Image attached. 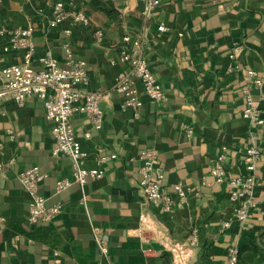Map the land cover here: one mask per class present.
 Returning a JSON list of instances; mask_svg holds the SVG:
<instances>
[{
	"label": "crops",
	"instance_id": "obj_1",
	"mask_svg": "<svg viewBox=\"0 0 264 264\" xmlns=\"http://www.w3.org/2000/svg\"><path fill=\"white\" fill-rule=\"evenodd\" d=\"M60 1L71 11L81 9L88 21L69 17L51 26L52 8L44 0H2L0 29L32 25L31 63L37 70L49 51L63 62L67 47L87 61V89L101 93L104 122L101 129H92L88 117L76 112L75 131L90 153L87 167L96 166L97 144L116 157L105 164L103 176L83 188L73 182L57 191L58 179L72 178V162L53 154L52 123L43 99L30 98L24 106L6 101L0 114V162L5 164L0 172V264H172L170 251L157 239H148L142 229L146 209L172 241L186 245L197 238L190 249L192 264H230L231 245L239 248L236 264H262L264 113L261 157L255 167L263 185L256 188L258 209L250 225L234 218L228 187L213 182L210 172L223 144L229 147L228 171L246 172L240 149L248 130L242 86L248 69L264 78V0H161L150 17L143 14V0H78L76 7L71 0ZM161 22L167 30L158 29ZM125 35L143 40L144 55L168 95L156 101L143 93L138 116L121 107L123 99L115 88L118 74L130 65L120 56L133 46L123 40ZM8 39L0 34V67L24 59L22 49L4 48ZM236 46L241 69L228 71ZM263 91L264 80L253 91L264 110ZM89 129L92 135L86 137ZM148 146L159 151L166 184L201 185L202 195L188 194L184 202L175 196L177 203L169 213H159L158 205L147 203L139 184L138 155ZM33 165L46 174L40 189L47 204L62 207L50 221L28 220L32 197L19 173ZM225 220L231 223L227 228L222 226ZM92 224L105 230L110 242L105 255L93 238Z\"/></svg>",
	"mask_w": 264,
	"mask_h": 264
},
{
	"label": "built area",
	"instance_id": "obj_2",
	"mask_svg": "<svg viewBox=\"0 0 264 264\" xmlns=\"http://www.w3.org/2000/svg\"><path fill=\"white\" fill-rule=\"evenodd\" d=\"M52 8L51 26H58L69 17L75 21H88L87 15L81 9L69 10L63 1L44 0ZM2 0H0V3ZM78 0H71L70 4L76 7ZM161 0H143V14L146 17L152 16L153 12L160 5ZM160 31L167 30L165 23L158 25ZM70 34L72 31L67 29ZM0 34L9 36L5 49H22L24 59L20 62L0 67V114L4 111V103L12 101L17 106H24L28 99L40 97L44 101L46 117L52 123V134L55 140L53 154L56 156L66 155L72 162V178L62 177L56 183L57 191L70 186L73 182L78 183L82 188L92 179H97L105 173V164L108 160L116 157V153L106 152L103 145L97 144L96 166L87 167L86 161L90 156L82 142L78 139L73 124V116L76 112L84 113L91 124V128L99 130L104 122V111L101 106V93L87 89L89 83V66L85 59L76 58L70 47L66 49V56L60 62L50 51L41 57L42 68L36 69L31 61L35 54V42L33 38L32 25L27 28L0 29ZM100 38L102 31H96ZM123 40L132 42L131 49H123L120 52L122 60H129L127 70L120 72L116 78L115 88L122 96L121 107L131 108L135 115H139L143 106L142 94L148 95L156 101H165L168 95L165 88L158 80L143 51V40L140 37L132 38L125 35ZM236 46L230 58L233 65L228 71L241 69L236 60ZM264 78L257 70L248 69L242 92L245 98L243 116L248 121L247 141L240 148L245 153L246 172L233 174L228 171L225 160L227 157L228 145H222V151L211 166L213 182L224 183L228 189L229 200L234 206V218L250 225L249 219L258 209L256 200V188L263 185L262 179L255 173L257 161L261 157L260 150V129L263 122V108L256 101L253 91L263 84ZM140 84V85H139ZM264 98V91L262 92ZM192 132V129H187ZM11 133V131H9ZM86 137H91V129L86 131ZM140 161V187L147 203L159 206V213L174 211L177 203L175 196L180 202L187 199L188 194L202 195L201 185L194 187L185 186L177 181L170 185L165 183L164 167L160 161L157 148L145 147L138 155ZM5 164L0 162V172ZM46 174L38 165H33L19 173V179L24 188L30 193L32 199L29 206L28 220L31 223L39 221L46 222L54 219L62 212L60 204L48 205L47 198L41 192L40 184ZM264 219V210H260ZM142 229L147 233L148 239H157L163 247L170 251L172 264H192L191 247L196 246L197 238L192 237L188 244L183 245L172 241L157 217L153 216L151 210H145L142 214ZM148 223L149 226L145 225ZM230 220L222 222L223 228L230 226ZM93 238L102 255L109 251V241L102 226L92 224ZM228 261L236 264L239 260V248L231 245L228 249ZM264 264V262L262 263Z\"/></svg>",
	"mask_w": 264,
	"mask_h": 264
},
{
	"label": "bare ground",
	"instance_id": "obj_3",
	"mask_svg": "<svg viewBox=\"0 0 264 264\" xmlns=\"http://www.w3.org/2000/svg\"><path fill=\"white\" fill-rule=\"evenodd\" d=\"M146 224V223H145Z\"/></svg>",
	"mask_w": 264,
	"mask_h": 264
}]
</instances>
